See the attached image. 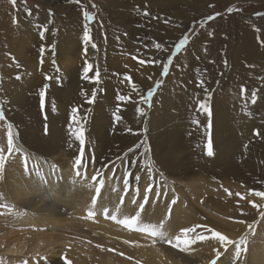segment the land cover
I'll list each match as a JSON object with an SVG mask.
<instances>
[{
    "label": "rangeland",
    "instance_id": "374dc122",
    "mask_svg": "<svg viewBox=\"0 0 264 264\" xmlns=\"http://www.w3.org/2000/svg\"><path fill=\"white\" fill-rule=\"evenodd\" d=\"M15 1L0 0V264H264V0ZM40 162L69 172L37 178Z\"/></svg>",
    "mask_w": 264,
    "mask_h": 264
},
{
    "label": "snow or ice",
    "instance_id": "6c2138e0",
    "mask_svg": "<svg viewBox=\"0 0 264 264\" xmlns=\"http://www.w3.org/2000/svg\"><path fill=\"white\" fill-rule=\"evenodd\" d=\"M75 2L76 3H80V0H75ZM12 3L15 4V0H12ZM229 11H232V9H229ZM84 15H85V18L86 19L90 18L87 12H85ZM84 38H85V40H87L89 38V34H88V30L87 29H85ZM187 41H188V37L187 36H185L182 39H180L179 42H178V44H177V46H176L177 49L183 47L187 43ZM157 47H159V46H157ZM167 67H168V65L165 64L164 65V74L167 73ZM87 71H88V69L85 68V72H87ZM43 96H44V93L42 92L41 93V97H43ZM119 99L120 100H125L126 97L125 96H120ZM251 102L252 103H255L256 102V94L255 93H252V101ZM43 104H44V101H43V99H41V105L43 106ZM200 107L203 108L205 111L207 110L206 109V106L203 105V104ZM75 111H76V109H73V112H75ZM2 119H3V115H2V113H0V120H2ZM11 128H12V125L9 124L8 125L9 131L7 133V145H8V149L7 150H8V154L9 155H11L14 150L15 151H19V149H14L13 134L11 132ZM255 134L258 135L259 134L258 131ZM77 139H79L80 142H81V144H83L84 141H83V134H82V132H80L77 135ZM207 154L209 156H211L213 154L212 153V150H211V144L208 145V152H207ZM3 161H4V155H3L2 152H0V173H2V171H3V163H2ZM80 164H81V161L79 159H77L76 165L77 166H80ZM25 166H27V160L26 159H25ZM97 191H99V189H97ZM256 195L261 196V197H264V192L256 193ZM173 203H174V201H173ZM143 211H144V204L142 203V204L139 205V211L137 212V215L135 217H132L131 219H125V220L120 221V222L123 223V224H125V225H128V226H131L133 224H136L137 223V220L139 218L140 212H143ZM111 218L112 219H116V217H111ZM241 222H243V221H241ZM142 231H144L145 233H150L153 236L156 235V232L155 231H153L152 229L147 228V227H145L144 229H142ZM209 231H211V230H209ZM212 235L218 240V242H220L225 247L227 245H229V244H233V245L235 244V241L229 240V238L227 236L222 235L220 232H213ZM199 238L200 239H204V237H199ZM177 239H179V237H177ZM168 242L171 243V241H168ZM241 243H244V242L241 241ZM217 256H219V253H217ZM213 264H215V262H213Z\"/></svg>",
    "mask_w": 264,
    "mask_h": 264
},
{
    "label": "bare ground",
    "instance_id": "6f19581e",
    "mask_svg": "<svg viewBox=\"0 0 264 264\" xmlns=\"http://www.w3.org/2000/svg\"><path fill=\"white\" fill-rule=\"evenodd\" d=\"M175 91V90H174ZM163 95V94H162ZM163 97V96H162ZM154 100V99H153ZM132 108V107H131ZM161 114V113H160ZM160 117V116H159ZM161 118V117H160ZM161 119H163V118H161ZM16 165H17V162H16ZM13 166V164H11V165H9V169L12 171V172H15L16 174H13V175H11L13 178H15V182L17 183L18 181H17V178L20 176V168H21V166H20V168L19 167H17L16 168V166H15V168H13L12 167ZM18 166V165H17ZM36 167H37V171H34V173L36 174V173H38L37 174V178H43V179H45V180H47V179H49V178H51L52 176H56L57 175V173H61L62 172V175H67L68 173L67 172H69L68 170L69 169H62V171L61 170H59V169H57V167L55 168V167H53V168H50L49 166H46L45 165V163H43V162H40L39 164H37L36 165ZM67 167H69V166H67ZM19 170V171H18ZM18 173H19V176H18ZM18 176V177H17ZM89 176V175H88ZM91 176V175H90ZM63 177V176H62ZM69 177V176H68ZM94 178V179H93ZM65 178H63V180H64ZM67 179V178H66ZM91 179L92 180H95V182H94V184L96 185V183H99V182H101V183H103V184H105L106 183V181L105 180H103V178L102 179H99V178H95V177H93V176H91ZM24 181V180H23ZM27 181V180H26ZM59 181H61V177H60V179H59ZM65 181V180H64ZM91 181V180H90ZM36 182V181H35ZM75 182H77V181H75ZM1 183V182H0ZM15 183V184H16ZM24 183V182H23ZM26 183V182H25ZM79 186V185H78ZM77 187V186H76ZM76 187H74V188H76ZM62 188V187H61ZM78 188H80V187H78ZM70 189H71V187H70ZM73 189V188H72ZM77 190V189H76ZM71 191V190H70ZM73 191V190H72ZM75 191V190H74ZM123 192V191H122ZM124 192H126L127 194H128V196H132V195H134L135 196V194H134V192H133V187L132 188H128V191H125L124 190ZM70 193V192H69ZM69 193H68V195H69ZM74 193V192H73ZM80 193L78 192V195H79ZM146 194H147V192H146ZM72 194H70V196H71ZM144 197H145V194H144ZM149 197V196H148ZM153 197V196H152ZM67 198V197H66ZM130 198V197H129ZM181 199L183 198V196L181 195V197H180ZM125 199H127V198H125ZM67 200V199H66ZM130 200V199H129ZM69 201V200H68ZM71 201V200H70ZM85 201V200H84ZM182 201H184V199L182 200ZM182 201H181V203H182ZM76 202H78V201H76ZM180 202V201H179ZM184 203V202H183ZM182 203V204H183ZM71 204H72V202H71ZM73 204H75L74 203V201H73ZM77 204V203H76ZM83 204V203H82ZM84 204H86V203H84ZM131 204V203H130ZM70 205V204H69ZM78 205H79V203H78ZM158 205V204H157ZM160 205V204H159ZM74 206V205H73ZM75 206H77V205H75ZM127 206H128V204H127ZM126 206V207H127ZM148 206V205H147ZM146 206V207H147ZM161 206V205H160ZM183 206V205H182ZM84 207V206H83ZM116 207H117V204H116ZM131 207V206H130ZM78 208V207H77ZM81 208V207H80ZM173 208H175V207H173ZM46 209V208H45ZM74 210H75V207L73 208ZM82 209H84V208H81V210ZM126 210H127V212H129L128 211V209L127 208H125ZM179 209V208H178ZM188 209V208H187ZM116 210H117V208H116ZM118 210H119V208H118ZM124 210V209H123ZM125 210V211H126ZM130 210V209H129ZM176 210V209H175ZM182 210V209H181ZM46 211V210H45ZM48 211V210H47ZM80 211V210H79ZM131 211V210H130ZM174 211V210H173ZM179 211V210H178ZM56 212V211H55ZM73 212V211H72ZM118 212V211H117ZM177 212V211H176ZM52 213V212H51ZM54 213V212H53ZM52 213V214H53ZM75 213V212H74ZM79 213V212H78ZM125 213V212H124ZM133 213V212H132ZM174 213H175V211H174ZM47 214H48V212H47ZM173 214V213H172ZM131 215V214H130ZM156 215H158V214H156ZM156 215H155V218H156ZM82 216V215H81ZM52 217V216H51ZM153 217H154V215H153ZM139 218H140V216H139ZM148 219V218H147ZM50 220H51V218H50ZM173 221V220H172ZM176 221V220H175ZM57 222H58V219H57ZM60 222V221H59ZM107 223V222H106ZM16 224V223H15ZM61 224V223H60ZM100 224V223H99ZM102 224V223H101ZM62 225V224H61ZM104 225V224H103ZM109 226V225H108ZM55 227H56V224H55ZM104 227V226H103ZM110 227V226H109ZM106 228V227H105ZM117 228V227H116ZM101 229V228H100ZM116 230V229H115ZM102 231H103V228H102ZM119 230H117V232H118ZM123 231V230H122ZM105 232V231H104ZM121 232V231H120ZM100 233V232H99ZM98 233V234H99ZM130 233V232H129ZM128 233V234H129ZM120 234V233H119ZM123 234V233H122ZM124 234H125V232H124ZM103 235H104V233H103ZM126 235V234H125ZM138 236H139V234H137ZM142 235V234H141ZM99 236H101V235H99ZM105 236V235H104ZM129 237H132V236H130V235H128ZM128 236H126V238L128 237ZM108 238H109V236H107ZM114 238V237H113ZM126 238H124V239H126ZM106 239V238H105ZM116 239V238H115ZM122 239V238H121ZM143 239V238H142ZM146 239V238H145ZM41 240V239H40ZM129 240V239H128ZM131 240V239H130ZM18 242V241H17ZM124 242H126V241H124ZM127 242H129V241H127ZM127 242H126V246L128 245L127 244ZM135 242V241H134ZM118 243V242H117ZM19 244H20V242H19ZM117 245V244H116ZM123 246V245H122ZM23 247V246H22ZM73 247V246H72ZM71 247V248H72ZM128 247V246H127ZM69 248H70V246H69ZM75 248V247H74ZM74 248H73V250H74ZM129 248V247H128ZM136 248V247H135ZM75 249H77V248H75ZM79 249V248H78ZM86 249V248H85ZM122 249H123V247H122ZM139 249V248H138ZM140 249H142V251H143V249L144 248H140ZM156 249V248H155ZM89 250V249H88ZM124 250V249H123ZM157 250V249H156ZM5 251H6V253H10L11 255L13 254H17L18 252H20L21 251V248L18 246V247H7L6 249H5ZM76 251V250H75ZM80 251H82V250H80ZM122 251V250H121ZM125 251V250H124ZM123 251V252H124ZM127 251V250H126ZM125 251V252H126ZM130 251H131V249H130ZM135 251V250H134ZM137 251V250H136ZM161 250H159V251H157V252H160ZM122 252V253H123ZM138 252V251H137ZM127 253H129V252H127ZM149 253H151V252H149ZM106 254V253H105ZM125 254V256L127 255L126 253H124ZM130 254V253H129ZM131 255H132V252H131ZM159 255V254H158ZM157 255V256H158ZM128 256V255H127ZM142 257V255H139V257ZM160 256V258H162L161 257V255H159ZM74 257H76V256H74ZM87 257V256H86ZM131 257V256H130ZM91 258V257H90ZM134 258V257H133ZM145 259L147 258V257H144ZM75 259V258H74ZM126 259H122V261H125ZM120 262V261H119ZM128 262V261H127ZM210 262V261H209ZM126 263V262H125ZM131 263V262H130ZM121 264V263H120ZM123 264V263H122ZM133 264H135V263H133Z\"/></svg>",
    "mask_w": 264,
    "mask_h": 264
},
{
    "label": "crops",
    "instance_id": "0c3cea01",
    "mask_svg": "<svg viewBox=\"0 0 264 264\" xmlns=\"http://www.w3.org/2000/svg\"><path fill=\"white\" fill-rule=\"evenodd\" d=\"M12 1V0H11ZM15 4H16V1H15Z\"/></svg>",
    "mask_w": 264,
    "mask_h": 264
}]
</instances>
